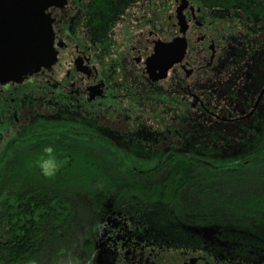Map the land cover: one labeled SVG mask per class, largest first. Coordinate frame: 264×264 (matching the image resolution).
Wrapping results in <instances>:
<instances>
[{
	"label": "flooded vegetation",
	"instance_id": "flooded-vegetation-1",
	"mask_svg": "<svg viewBox=\"0 0 264 264\" xmlns=\"http://www.w3.org/2000/svg\"><path fill=\"white\" fill-rule=\"evenodd\" d=\"M45 15L53 60L0 84V160L50 135L161 177L121 201L143 209L119 235L145 239L135 264H264V0H49Z\"/></svg>",
	"mask_w": 264,
	"mask_h": 264
},
{
	"label": "rangeland",
	"instance_id": "rangeland-1",
	"mask_svg": "<svg viewBox=\"0 0 264 264\" xmlns=\"http://www.w3.org/2000/svg\"><path fill=\"white\" fill-rule=\"evenodd\" d=\"M74 148L83 153L80 155L79 161L76 160L73 162L68 160V157L71 158L70 155L66 153L57 154L58 151L52 147L49 155L42 152L32 154L28 151H17L15 157H17L18 160H11V162L17 161L22 163V168L28 172L32 173L38 171L44 179H54L57 177L61 168L70 170L69 168L74 165L76 173L89 172L91 174L89 176L91 181H88V185L92 192L96 190L103 192V201L102 203L100 202V204L93 201L92 198L90 202L88 199V197H90V189L88 187L82 194L75 193L77 191L76 187H73L71 194H66V196H68L66 202H71L70 207L78 208L80 219H78V223L75 222V225L71 226V229L68 228L69 230L64 235L66 239L64 240L62 238L60 241L62 249H59L58 252L61 253V261L64 260L69 263H75L74 259H77L82 262L84 258H87V255L88 261L90 262L89 264H124L126 263V259L131 261V258L133 260H142V248L144 247L143 243L145 239H130L128 242V239H123L119 235L122 232H130L135 229L141 231V226L145 227L141 218V210L143 209L134 204L133 210L127 211L120 207V205L122 200L136 203V200L145 199L142 197L148 195L136 193V195L142 196L141 199L138 197L133 198L135 197L133 194L135 192H127V186L131 188L130 186L133 185H148L153 182V180H160L161 177L127 176L124 174L123 168L120 167V161L92 160L89 159L85 147L76 146ZM8 162V160H0V183L5 178L8 169L13 168H10ZM204 173L206 172L204 171ZM210 178L204 175L203 179L208 180ZM215 183L216 181H210L209 185L217 186ZM219 184H222V182ZM15 188H17V186L12 187V189L7 188L0 197V203L6 198V195ZM94 204L98 207L97 209L100 214L99 218L94 216ZM62 234L63 232H59V236H63ZM123 240L130 244H140V253L138 254V251L135 253L132 251L131 247H126V245H124L126 242ZM57 245L59 246L58 243ZM84 247L86 249H84ZM170 258L173 259L171 261L172 263L176 261L174 258L177 259L175 255L170 256ZM156 259L164 260L167 259V256L165 253H158ZM128 264L135 263L131 261Z\"/></svg>",
	"mask_w": 264,
	"mask_h": 264
},
{
	"label": "trees",
	"instance_id": "trees-1",
	"mask_svg": "<svg viewBox=\"0 0 264 264\" xmlns=\"http://www.w3.org/2000/svg\"><path fill=\"white\" fill-rule=\"evenodd\" d=\"M28 145L31 150L27 151L32 154L42 152L41 148L45 147H52L58 151L57 154L60 153V146L50 135ZM76 146L86 148L84 144L78 143L74 147ZM74 147L62 148L72 151L68 160L73 162L79 161L83 154ZM42 153L47 154L45 151ZM92 156L89 155V159L96 160ZM15 159L18 160L15 156L8 160L10 168H13L8 169L0 183V197L7 188L17 186L0 203V264H89L88 255L82 262L77 259H74L75 263L61 261V253L58 251L62 249L61 239H66L65 233L80 219L78 208L70 207L71 202H66V194H71L73 187L77 188L75 193L82 194L88 187L90 202L93 200L100 204L103 201V192H92L88 185L91 174L76 173L72 165L70 170L61 168L56 178L44 179L38 171L31 173L22 168V163L11 162ZM125 163L121 162L120 167L127 168ZM95 204L93 213L99 218V210ZM59 232H63V236H59Z\"/></svg>",
	"mask_w": 264,
	"mask_h": 264
},
{
	"label": "water",
	"instance_id": "water-1",
	"mask_svg": "<svg viewBox=\"0 0 264 264\" xmlns=\"http://www.w3.org/2000/svg\"><path fill=\"white\" fill-rule=\"evenodd\" d=\"M49 0H0V84L51 63Z\"/></svg>",
	"mask_w": 264,
	"mask_h": 264
}]
</instances>
